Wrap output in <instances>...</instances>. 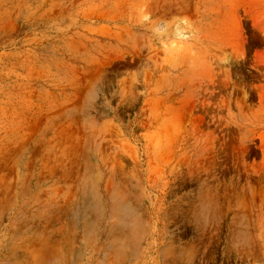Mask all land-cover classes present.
<instances>
[{
	"label": "rangeland",
	"instance_id": "rangeland-1",
	"mask_svg": "<svg viewBox=\"0 0 264 264\" xmlns=\"http://www.w3.org/2000/svg\"><path fill=\"white\" fill-rule=\"evenodd\" d=\"M0 264H264V0H0Z\"/></svg>",
	"mask_w": 264,
	"mask_h": 264
}]
</instances>
